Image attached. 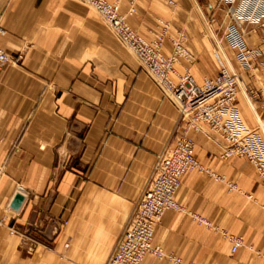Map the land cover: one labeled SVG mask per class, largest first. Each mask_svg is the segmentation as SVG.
<instances>
[{
  "label": "crops",
  "instance_id": "1",
  "mask_svg": "<svg viewBox=\"0 0 264 264\" xmlns=\"http://www.w3.org/2000/svg\"><path fill=\"white\" fill-rule=\"evenodd\" d=\"M130 2L121 1L120 14L149 37L155 0H136L133 15ZM205 5L224 35L230 4L205 0ZM260 24L242 23L254 51L249 68L223 40L239 80L240 115L246 125L264 131V21ZM182 27L193 58L181 63L178 74L188 69L198 84L214 78L218 65L211 42L195 23ZM0 30V49L18 58L0 73V264H104L157 157L180 135V114L136 58L75 0H0ZM189 136L199 163L237 190L229 192L206 172L189 173L175 196L183 211L163 215L154 244L183 263L264 264L257 254L264 255V186L256 170L242 157L222 159L212 137ZM16 193L24 200L13 210ZM192 215L242 237L245 246L231 254L230 242ZM141 264L175 263L148 255Z\"/></svg>",
  "mask_w": 264,
  "mask_h": 264
},
{
  "label": "built area",
  "instance_id": "2",
  "mask_svg": "<svg viewBox=\"0 0 264 264\" xmlns=\"http://www.w3.org/2000/svg\"><path fill=\"white\" fill-rule=\"evenodd\" d=\"M98 14L118 42L138 61L141 69L154 83L163 97L178 110L184 126L171 149L161 153L153 166V174L147 188L136 204L115 250L105 264H141L145 257L152 255L162 260L169 258L176 264L179 259L166 256L160 246L154 244V233L167 211L181 212L182 207L175 196L186 175L194 171L208 173L227 185L229 192L237 190L235 183L217 176L205 169L195 157V143L190 132L204 133L221 146V158H245L256 170L264 186V131L251 128L243 121L237 107L239 80L228 67V60L214 40L213 57L218 65L214 78H205L198 84L188 69L178 74L175 66L181 60L191 61L192 57L185 43L187 37L179 32L169 38L172 53H162V38L146 41L127 23L119 12L121 0H76ZM229 3L227 14L230 23L224 31V40L236 51L237 60L244 68L251 65L252 51L244 38L242 23L264 21V0H221ZM134 9H130V14ZM167 29V26L165 25ZM4 32L0 30V34ZM18 58H11L0 49V73L7 65L17 64ZM193 221L218 232L230 242V253L234 254L244 244L241 237L228 234L213 227L203 218L192 215ZM264 258V255L257 253Z\"/></svg>",
  "mask_w": 264,
  "mask_h": 264
},
{
  "label": "rangeland",
  "instance_id": "3",
  "mask_svg": "<svg viewBox=\"0 0 264 264\" xmlns=\"http://www.w3.org/2000/svg\"><path fill=\"white\" fill-rule=\"evenodd\" d=\"M135 1L136 0H131V2H130V4H131V8L130 9H134V12L132 14H130V15H133L135 13V7H134ZM79 3H81V2H79ZM196 5L198 6V8L196 7ZM84 6H86V5H84ZM203 6L204 7L206 6L205 5V0H155V9H156L155 13L156 14H155L154 18H152V22L154 23V28L151 31H149L150 32V34H149L150 36L147 37V38H144V36L141 35L136 29H134L132 27L131 28L134 31H136L141 37H143L146 41H153L154 39H157L158 37H161L162 38V42H163L162 53H163V55H165L167 53V55H165V56H169L172 53V46H171L169 38H173L170 35V30L172 32H176V35L179 32H183L186 35V30L184 29V27L181 28V25L182 24H186L187 26H190L191 24L195 23L198 26V28L200 29V31L203 33V35L205 36V39H207L208 41L211 42V46L213 48H214V45H213L214 40H215L216 43H218L219 49L221 50L223 55L228 60V67L230 68V70H232L230 61L228 59V56H226V52H225V46H224V40H223L224 39V35H222V32L216 26H214L216 21L214 20V18H212V16L208 15L205 12V9H204ZM86 7L93 13V15H95L103 23V21L100 19V17L98 16V14L96 12H94L88 6H86ZM165 25L167 26V29L165 28ZM105 27H106V25H105ZM108 31L114 36V34L110 31V29H108ZM174 37H176V36H174ZM186 37H187V35H186ZM147 39H149V40H147ZM167 43L170 44L168 52H166V51L163 52L164 51V46ZM185 46H186L187 50L189 51V49H188V37H187V41L185 43ZM189 53H190V51H189ZM212 55H213V50H212ZM191 57H192V55H191ZM183 61H185V60H181L180 63L176 65L177 73H180L179 67H180L181 63H183ZM181 72H183V70ZM163 98H165V97H163ZM165 99H167V98H165ZM137 203H138V201H137ZM220 230H223V229H220ZM244 246H245V244H243L242 247H244ZM248 248H251V247H248ZM174 259H175V257H174ZM180 264H192V263H183L181 261Z\"/></svg>",
  "mask_w": 264,
  "mask_h": 264
},
{
  "label": "water",
  "instance_id": "4",
  "mask_svg": "<svg viewBox=\"0 0 264 264\" xmlns=\"http://www.w3.org/2000/svg\"><path fill=\"white\" fill-rule=\"evenodd\" d=\"M198 8V6L196 5ZM24 200V196L20 193H16L12 199V202L10 204V208L13 210H18Z\"/></svg>",
  "mask_w": 264,
  "mask_h": 264
}]
</instances>
